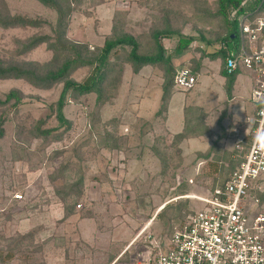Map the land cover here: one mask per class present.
Returning <instances> with one entry per match:
<instances>
[{
    "label": "rangeland",
    "instance_id": "374dc122",
    "mask_svg": "<svg viewBox=\"0 0 264 264\" xmlns=\"http://www.w3.org/2000/svg\"><path fill=\"white\" fill-rule=\"evenodd\" d=\"M3 1V12L41 21L42 26L0 27V61L58 67L62 58L47 44L23 50L33 37L53 36L57 13L37 0ZM68 1L66 37L87 46L90 57L106 40L122 35L135 37L141 52L149 53L154 49L152 33L169 25L211 41V46L194 42L189 52L174 59L177 69H192L190 53L192 59L205 52L213 55L226 35L219 0ZM164 44L172 54L176 40ZM129 51L121 47L112 54L102 98L94 93L69 96L66 127L58 128L54 113L62 83L44 90L23 80H0V98L11 90L23 97L17 109L0 107L5 120L0 250L12 255L4 264H151L168 249L175 231L204 208L202 199H210L226 183L239 155L243 159L237 147L250 143L251 135L248 143L237 139V121L228 103L215 106L214 98L200 103L197 87L191 92L173 89L197 109L190 138L177 141L173 133L178 131H169L162 103L163 70L147 66L135 75ZM220 65V58L210 64L215 78ZM91 73L92 68L78 67L70 79L83 82ZM182 98L176 93L173 120L182 118L177 111ZM38 127L57 131L45 139L38 136ZM251 198L258 200L254 214H264V177Z\"/></svg>",
    "mask_w": 264,
    "mask_h": 264
},
{
    "label": "trees",
    "instance_id": "16d2710c",
    "mask_svg": "<svg viewBox=\"0 0 264 264\" xmlns=\"http://www.w3.org/2000/svg\"><path fill=\"white\" fill-rule=\"evenodd\" d=\"M43 6L55 11L58 15V20L53 29V36H36L31 38L25 45L24 51H31L42 44H47L48 48L62 58V63L55 68H47L33 64H6L0 61V80H23L29 85L40 88L50 89L55 84L62 83L63 88L59 99L54 105L55 118L59 123V127H66L69 120L65 117L64 109L68 103L70 95L83 96L88 94H96L98 100L103 96V86L107 80V73L110 69V62L112 54L121 47L128 48L130 63L133 73L138 75L144 67L152 66L161 68L164 72L163 96L162 103L165 113L167 111L168 103L173 95L175 86V77L179 71L174 65V59L177 55L189 52L191 45L194 42L211 46V41L207 40L205 36L198 37L184 35L181 32L174 31L169 25L163 30H156L152 33V42L154 49L149 53H142L141 46L138 40L130 35H122L106 40L104 46L100 48L94 57L89 56V49L85 45L70 42L66 37L67 32V17L71 13L68 0H37ZM4 1L0 0V6H3ZM218 16L223 19L226 29V35L221 41L222 48L210 59L221 58L224 62L229 55V51L235 50L238 46L239 35V20L245 15L253 17H262L261 12L264 10V0H219ZM4 10V9H3ZM236 11V17L233 21L230 20L231 12ZM42 26V22L38 20L29 19L28 17L12 16L7 11L3 12L0 9V27L14 28V27H33L38 28ZM165 40H176V45L172 54L168 53L165 47ZM207 57L203 53V57L199 59H192V70L198 76L201 62L203 58ZM78 67L92 68V73L83 81L76 82L70 79L71 72ZM227 77V94L230 98L231 86L234 82L235 74ZM23 102L22 94L17 90H11L3 98H0V107H7L17 109ZM53 109V108H52ZM197 109L188 107L185 109V125L181 133L177 134V141L187 140L190 138L189 126L195 125L196 116L194 120L193 114H196ZM201 118V115H198ZM198 117V119H199ZM193 121H192V120ZM192 122V123H191ZM5 120L0 118V140L5 134ZM57 128L42 129L38 127V136L47 138L56 132ZM238 153V152H237ZM237 154H234V158ZM240 160L237 161V166L226 181L230 180L232 175L239 170L242 162V156L239 155ZM226 183L220 188L223 189ZM165 209V208H164ZM163 209V210H164ZM160 216L158 214L157 218ZM172 237V236H171ZM170 237V238H171ZM11 252V251H9ZM12 255L0 250V264L7 263L11 260Z\"/></svg>",
    "mask_w": 264,
    "mask_h": 264
},
{
    "label": "built area",
    "instance_id": "2783aa9c",
    "mask_svg": "<svg viewBox=\"0 0 264 264\" xmlns=\"http://www.w3.org/2000/svg\"><path fill=\"white\" fill-rule=\"evenodd\" d=\"M235 17L236 11L231 12L230 20ZM225 69L229 75L241 70L255 75L250 143L237 147L243 154L239 170L223 189L216 190L210 199H202L204 208L175 231L168 249L151 264H264V214H254L258 200L251 198L264 177L263 17L245 15L239 20L238 46L229 51ZM196 84L197 76L191 68L179 69L175 77L179 91L190 92Z\"/></svg>",
    "mask_w": 264,
    "mask_h": 264
},
{
    "label": "crops",
    "instance_id": "0c3cea01",
    "mask_svg": "<svg viewBox=\"0 0 264 264\" xmlns=\"http://www.w3.org/2000/svg\"><path fill=\"white\" fill-rule=\"evenodd\" d=\"M201 48H203V47H201ZM216 53H214V54H216ZM204 54L207 57H205L201 62V68H200L199 74L197 76V84L195 86V88L197 87L200 103L208 101L209 98L210 99L214 98L215 106L218 104V102L219 103L220 102L221 103L222 102L228 103L230 114L237 121V126H238V128L236 129L237 139H239V140L242 139V141L248 143L250 130L252 128V124H251L250 120L252 119V117L255 114V105L252 101V91H253L254 85H255V75L251 72L244 71V70L238 71L235 74L234 82L231 86L232 89H231V94H230V98H229L228 94H227V77L224 74L226 72L225 61L223 62L222 59L220 58L221 65H220V69L218 71V74H216L219 77L215 78V73L213 70H211L210 64L213 63L218 58L210 60V57L212 55H208L206 52ZM192 58H194V57H192V55L190 53V57L187 58V60H188L187 63H189L190 67H192V63H191ZM206 59L208 61H205ZM180 60L181 59H179V61ZM220 77H222V79H220ZM176 93H179V94H181V96H183L182 100L180 99L178 102V107L180 109H177V111L182 112L181 120L179 119L180 117H178V119H176V120H173L174 117H173L172 108H173V101H174ZM186 103H187V100H186L185 96L180 92L173 93V95H172V97L168 103L167 113H166L167 126L169 127V131L171 133L174 132V129H176V131H178V132L173 133V134H179L183 131L184 125H185V109L188 107L194 106V105L190 106ZM202 107L204 108V104H201L199 106V108H200L199 110L201 113H203L204 118L205 117L207 118V115L209 114V112L206 109L204 111V109ZM201 117H202V114H201ZM201 119H203V117ZM248 144H246V145H248ZM246 145H244V146H246Z\"/></svg>",
    "mask_w": 264,
    "mask_h": 264
}]
</instances>
